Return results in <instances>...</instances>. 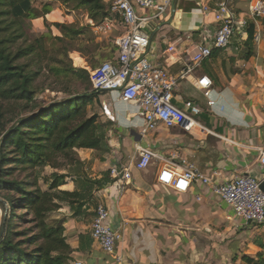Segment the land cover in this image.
I'll use <instances>...</instances> for the list:
<instances>
[{
    "label": "crops",
    "instance_id": "1",
    "mask_svg": "<svg viewBox=\"0 0 264 264\" xmlns=\"http://www.w3.org/2000/svg\"><path fill=\"white\" fill-rule=\"evenodd\" d=\"M103 1L110 4L111 0ZM249 1L236 0L234 10L245 15ZM204 5L210 8L206 13ZM212 10V0H171L166 13L148 25L145 58L178 74L186 59L185 48L214 30ZM28 21L32 30L47 27L56 30V36H61L53 25L56 22L90 26L92 32L91 26L96 24L87 13L69 11L59 1L47 14ZM249 25L259 35L257 43L247 40L248 32L242 38L233 37L227 48L213 50L199 68L179 80L176 89L175 102L196 101L202 109L199 119L214 135H190L162 125L141 135L143 121L137 115V106L122 101L118 90L99 93V116L112 122L106 136L109 150L78 151L82 159L90 161L92 170L100 171L98 178L114 165L130 166L131 180L124 189L108 184L94 193L109 209V222L119 237L116 250L124 264H247L244 256L256 258L262 251L264 226L237 218L233 209L212 191L214 185L234 177L251 175L260 179L264 172L258 160L259 150L264 147V17L249 16ZM117 34H94L95 41L101 46H113ZM168 45L175 50L168 51ZM73 55L81 60L78 67H85L79 53ZM201 75L212 83L206 92L195 87ZM103 103L114 120L102 113ZM138 147L150 148L160 156H176L177 162L183 159L210 182H192L184 192L160 184L159 159H152L145 169L133 168ZM93 216L66 219L64 234L71 248L68 264H114L90 235Z\"/></svg>",
    "mask_w": 264,
    "mask_h": 264
},
{
    "label": "trees",
    "instance_id": "2",
    "mask_svg": "<svg viewBox=\"0 0 264 264\" xmlns=\"http://www.w3.org/2000/svg\"><path fill=\"white\" fill-rule=\"evenodd\" d=\"M38 1L0 0V190H11L19 195V199L6 200L12 212L0 233V264H68L71 248L64 235L63 222L47 224L48 214L65 205L74 217L93 216L94 212L89 209H94L98 202L93 192L111 182L109 170L94 179L74 176L71 171L54 173L45 190L35 186L28 190L29 181L4 179L16 167L50 165L57 169L63 166L57 162L60 158L69 165L76 161L77 151L81 149L109 150L106 136L112 122L100 121L95 113L87 114V105L97 101L99 95L91 90L87 70L73 68L70 59H66V49L59 51L61 58L47 56V48L39 51L42 36L16 46L24 37L22 23L47 14L54 3ZM60 2L73 4L69 11L85 12L96 23L108 14L110 6L103 0ZM37 3V7L34 6ZM53 25L61 32V36H55L58 41H63L64 37L77 38L85 32L82 26L70 27L58 22ZM247 32V40L251 41L252 26L249 25ZM115 51V45L110 46L108 57L103 56L105 59L100 64L112 60ZM41 75L52 78L65 96L48 103L37 99L44 90L38 83ZM26 110L29 113L21 117V111ZM66 179L74 184L73 190L60 188L67 183ZM16 208H24L30 218L15 214ZM22 220L31 226L19 230ZM260 247L262 251L256 258L243 257L247 264H264V244Z\"/></svg>",
    "mask_w": 264,
    "mask_h": 264
},
{
    "label": "built area",
    "instance_id": "3",
    "mask_svg": "<svg viewBox=\"0 0 264 264\" xmlns=\"http://www.w3.org/2000/svg\"><path fill=\"white\" fill-rule=\"evenodd\" d=\"M171 0L158 3L154 0H111L108 14L92 27L97 36L113 38L116 55L112 60L104 61L90 72L91 90L96 93L118 90L120 99L137 106V115L143 121L141 135L155 130L162 125L165 128H176L190 135H214L194 116L201 114L202 109L196 101L186 99L176 105L173 103L179 80L194 72L201 63L209 58L215 49L227 48L235 36L242 38L247 34L248 17H264V0H250L246 14L234 10L236 0H212L214 30L205 32L200 41L188 45L183 54L186 56L183 68L178 74L171 73L166 66L156 64L145 58L149 46L147 28L150 22L160 19L168 10ZM203 12L209 11L208 5L202 6ZM119 25V26H116ZM254 42L259 35L254 34ZM168 51L175 47L168 45ZM166 50V51H167ZM212 83L201 75L195 80V87L206 92ZM264 91V86H263ZM264 113V104L261 107ZM102 112L109 119L108 105L102 104ZM137 159L133 168L142 170L149 166L152 159L162 163L157 175V182L173 188L175 191H187L192 182L209 183L207 176L193 164L176 156H160L150 148H137ZM260 165L264 169V147L259 150ZM130 166L124 168L117 165L109 169L111 182L109 185L122 190L131 180ZM264 180L251 175H241L214 185L212 191L229 205L237 218L264 226V191L260 183ZM200 197L197 196V200ZM109 209L103 202L94 208V216L90 224V235L97 242L102 252L110 256L114 264H124L123 257L116 250L118 235L109 222ZM75 264H82L76 262Z\"/></svg>",
    "mask_w": 264,
    "mask_h": 264
},
{
    "label": "rangeland",
    "instance_id": "4",
    "mask_svg": "<svg viewBox=\"0 0 264 264\" xmlns=\"http://www.w3.org/2000/svg\"><path fill=\"white\" fill-rule=\"evenodd\" d=\"M52 1L54 3L57 1L60 2V0H52ZM60 3L67 9H70L73 6V4L65 5L62 2ZM21 26L24 31V37L16 43V46L19 44H28L35 37L42 36L44 38H43V41L38 45L39 51H42L44 48H47V51H48V53L46 54L47 56L49 57L56 56V57L61 58L62 56L59 54V51H61L62 49H66L67 56H68V58L66 59L68 60L70 59L71 66L73 68H82V69L87 70V72L89 73V76H90V72L94 68H96L100 64V62L103 61V59L108 57L106 53L110 51L109 43L108 45L104 44L103 46H101V43L95 41L96 40L95 35L89 29L90 26H82L83 28H85V32L80 37H77V38L76 37L74 38L64 37L63 41H58L55 39L56 30L54 29L50 31L46 27L42 31L36 30V29L32 30V26L30 25V22L28 21V19H26L22 23ZM70 27H80V26H70ZM74 52L79 53V55L84 59L85 67H78L74 65L73 60H72V55L74 54ZM103 56H105V58H103ZM38 83L44 86V90L40 92L39 95L37 96V99H39L43 103H48L54 98L59 99L65 96L64 93L58 91V87H57L58 85L53 84L52 78H47L41 75L38 79ZM75 86H78L77 83L75 84ZM175 96H176V92H175ZM173 103L178 105V103H176L175 100H173ZM17 110L18 109H14L15 112ZM100 112H101L100 104H98V101L92 102L87 105L88 115H91L93 113L99 115ZM28 113H29L28 110L21 111L20 116L21 117L26 116ZM199 116L200 114L194 116V118L203 124V122L199 119ZM99 120L102 122H107L106 120L105 121L102 120V118H100ZM13 122L14 120L12 122H9L7 124V127L11 126ZM79 152L80 151H77L76 161H73L69 165L62 158L58 159L57 162H59L60 164H63L61 168L55 169L50 165H46L44 167H37V168L16 167L15 169L12 170V173L6 176L4 179L5 180H18L20 182L29 181L31 183V186L28 187L29 188L28 190H33V186L39 187L42 190H45L48 187L49 181L52 180L54 173L61 174V173H65L66 171H71L74 174V176H86L91 179L98 178L97 176L100 174V171L92 170L90 161H87L86 159H82L79 155ZM66 182L67 183L65 185L60 187L61 189L74 188V184H70L68 179H66ZM95 192L97 191H94L93 194ZM10 198L19 199V195H17L11 190L10 191L0 190V233L3 229V225L5 221L11 216L12 211L9 209L10 207L8 205V201H6V200H10ZM98 202L100 201L98 200ZM87 203L88 202H86V204ZM89 210H92V212H94V209H89ZM13 212L15 214L22 215L23 218L24 216L30 218L29 216H27V212L25 211L24 208H16L13 210ZM68 217H73V215L67 206L62 205L60 209L50 212L48 214L46 218V222L49 225H53L59 221V222H63V226H64V223L66 222V219ZM80 217L82 220H84L86 217L88 218V216H82V215H80ZM21 222L22 223H20L19 230H23L24 228H28L31 226V223H26L23 220Z\"/></svg>",
    "mask_w": 264,
    "mask_h": 264
},
{
    "label": "bare ground",
    "instance_id": "5",
    "mask_svg": "<svg viewBox=\"0 0 264 264\" xmlns=\"http://www.w3.org/2000/svg\"><path fill=\"white\" fill-rule=\"evenodd\" d=\"M72 58H73L72 60L75 66H78L81 63L79 56L72 55Z\"/></svg>",
    "mask_w": 264,
    "mask_h": 264
},
{
    "label": "water",
    "instance_id": "6",
    "mask_svg": "<svg viewBox=\"0 0 264 264\" xmlns=\"http://www.w3.org/2000/svg\"><path fill=\"white\" fill-rule=\"evenodd\" d=\"M260 188L264 191V180L260 183Z\"/></svg>",
    "mask_w": 264,
    "mask_h": 264
}]
</instances>
